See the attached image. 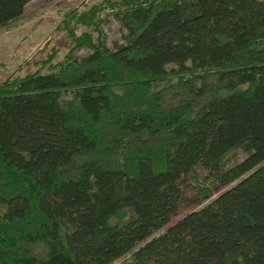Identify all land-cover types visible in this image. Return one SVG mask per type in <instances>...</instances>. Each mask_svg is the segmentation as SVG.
Returning a JSON list of instances; mask_svg holds the SVG:
<instances>
[{"label":"trees","instance_id":"trees-1","mask_svg":"<svg viewBox=\"0 0 264 264\" xmlns=\"http://www.w3.org/2000/svg\"><path fill=\"white\" fill-rule=\"evenodd\" d=\"M54 33L0 79V264H264V0H96Z\"/></svg>","mask_w":264,"mask_h":264},{"label":"rangeland","instance_id":"rangeland-1","mask_svg":"<svg viewBox=\"0 0 264 264\" xmlns=\"http://www.w3.org/2000/svg\"><path fill=\"white\" fill-rule=\"evenodd\" d=\"M96 0H31L24 5L23 14L8 25L0 27V79L8 75L23 76L29 71L38 68V61L44 58L42 47H46L48 38L50 45L58 47L59 52L66 48L65 37H58L54 33L56 25L60 22L64 10L86 2L90 4ZM120 22L117 18L109 16L102 24L106 36V43L112 46L120 40ZM96 37V32H93ZM47 51V50H46ZM89 52L87 48L77 49L76 57H81ZM46 55V53H45ZM60 53L53 58L61 59ZM44 71V70H41ZM243 153H237L236 158L241 159ZM189 207L182 204L180 210Z\"/></svg>","mask_w":264,"mask_h":264}]
</instances>
